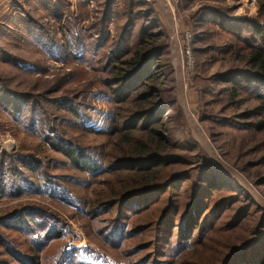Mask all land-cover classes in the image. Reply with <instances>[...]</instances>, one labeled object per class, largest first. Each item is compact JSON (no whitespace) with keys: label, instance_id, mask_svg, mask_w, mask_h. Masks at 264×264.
<instances>
[{"label":"trees","instance_id":"obj_1","mask_svg":"<svg viewBox=\"0 0 264 264\" xmlns=\"http://www.w3.org/2000/svg\"><path fill=\"white\" fill-rule=\"evenodd\" d=\"M35 1L49 26L29 12L10 16L7 22L15 28L12 39L37 46L40 58L31 63L3 48L0 58L22 74L43 75L46 60L63 64L67 73L39 94L12 90L0 78V112L63 158L76 175H111L86 212L90 222L103 225L97 235H105L108 247L126 257L127 264H264V211L216 171L192 176L185 169L194 146L183 137L174 99L162 86L169 73L166 46L142 3L126 1L121 23L116 0H75V11L66 0L24 3L34 5ZM91 2L99 10L93 22L85 25L89 19L85 8ZM255 3L253 20L229 22L215 10L203 13L230 37L241 66L219 76L226 85L223 93L228 99L243 96L254 104L239 116L241 124L231 125L262 139L252 140L256 141L253 148L264 149V0ZM14 4L21 8L20 2ZM204 15L191 24L195 39ZM6 28V23H0V36ZM85 68L96 77L89 82L90 89L75 96L67 90L68 96L48 98ZM74 133L111 137V147L104 151L81 146ZM46 160L24 153L0 154V193L17 197L45 192L78 207L79 200L47 173L55 160ZM263 160L264 155L256 163ZM255 165L248 162L240 169ZM74 177L64 179L70 183ZM259 178L253 183L257 188L264 186V177ZM102 216L108 217L101 220ZM66 228L42 210H22L0 219V264L100 261L90 258L94 251L66 246L58 257L41 261L46 244L63 237Z\"/></svg>","mask_w":264,"mask_h":264},{"label":"rangeland","instance_id":"obj_2","mask_svg":"<svg viewBox=\"0 0 264 264\" xmlns=\"http://www.w3.org/2000/svg\"><path fill=\"white\" fill-rule=\"evenodd\" d=\"M66 1L70 4L72 11L77 10L75 0ZM126 1L129 0H116L115 3V10L119 14L117 19L121 23L125 21L122 10ZM15 2H20L21 8L15 6ZM24 2L25 0H0V23L7 24L3 36H0V48L20 60L34 63L41 56L38 47L13 40L15 28L7 20L10 16L22 17L25 12H29L33 18H39V20L41 18V21H45L46 26H49L51 22L45 19L38 2H32L34 5L31 3L26 5ZM134 2L142 3V9L148 12L163 35L161 40L166 46L164 56L169 73L162 86H165L167 95L174 99L173 106L180 114L179 122L183 137L191 141L194 146L188 154V165L185 169L190 171L192 176L216 171L220 176L241 188L264 211V186L257 188L253 184L260 179L259 177H264V160L263 163L260 161V165L256 163L264 155V149L253 148L256 141L263 140L236 126L241 124L239 116L254 104L244 101L243 96L228 99L223 93L222 90L226 85L223 82L220 83L219 76L233 72L241 66L236 61L231 48L230 37L223 33L213 20H208L205 17L207 14L203 13L206 9L215 10L214 12L226 16L224 20L229 22L240 19L253 20L257 14L255 0H240L238 5L219 0H190L189 2L135 0ZM98 6L91 2L85 8L89 16L85 25L93 22L95 12L99 10ZM202 15H204V22L195 31L197 36L195 39L191 24ZM113 27L114 24L109 27L111 35L114 33ZM19 30L23 32L20 26ZM44 69L43 75L22 74L23 71L21 73L19 69H13L0 58V78L7 81L8 88L18 92L30 90L33 94L42 93L49 90L51 84L67 73L63 64L50 60H46ZM69 69L75 70L73 65H70ZM74 75L72 81H67L56 89L55 93L50 92L48 98L68 96L67 90L70 91L71 96H75L86 91L90 87L91 80H96L87 68L84 71H77ZM169 114L171 113H168V116ZM232 123L236 125L232 127ZM72 136L81 146L99 147L104 151H108L111 147V137L108 136L77 133ZM254 139L256 141H252ZM19 152L37 156L44 161H47V158L55 160L50 168H47V173L59 185L69 190L70 196L77 198L80 204L78 207L68 206L45 192L23 193L17 197L0 193V219L22 210H42L58 218L67 227L63 237L46 244L39 255L41 261L44 257H58L62 248L66 246L79 251L83 248L94 251L90 258L100 259V261L92 264H127L126 257L108 247L105 235L102 238L97 235L98 228L103 225L90 222L86 215L90 202L96 200L97 195L105 190L103 183L111 179V175L101 173L93 178L79 173L76 175L74 170L66 167L63 158L49 151L37 138L27 134L20 125L14 124L8 116L0 112V154H21ZM248 162L256 165L241 170L240 168H245ZM71 176L75 177L68 183L64 177L71 178ZM83 178H86V181ZM107 217L102 216L100 219ZM21 248L25 250L26 246Z\"/></svg>","mask_w":264,"mask_h":264}]
</instances>
